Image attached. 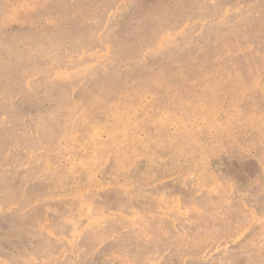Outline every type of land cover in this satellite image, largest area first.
<instances>
[{
    "label": "rangeland",
    "instance_id": "374dc122",
    "mask_svg": "<svg viewBox=\"0 0 264 264\" xmlns=\"http://www.w3.org/2000/svg\"><path fill=\"white\" fill-rule=\"evenodd\" d=\"M0 264H264V0H0Z\"/></svg>",
    "mask_w": 264,
    "mask_h": 264
},
{
    "label": "bare ground",
    "instance_id": "6f19581e",
    "mask_svg": "<svg viewBox=\"0 0 264 264\" xmlns=\"http://www.w3.org/2000/svg\"><path fill=\"white\" fill-rule=\"evenodd\" d=\"M168 81H169V80H168ZM168 81H167V82H168ZM171 81H172V80H171ZM162 82H163V81H162ZM165 83H166V82H165ZM169 83H170V82H169ZM152 84H153V83H152ZM155 84H156V83H155ZM141 87H142V86H141ZM152 87H153V86H152ZM161 90H162V89H161ZM142 98H143V97H142ZM125 101H126V100H125ZM136 101H137V100H136ZM169 105H170V104H169ZM172 109H173V108H172ZM125 110H126V109H125ZM126 118H127V117H126ZM126 118H125V119H126ZM123 119H124V117H123ZM125 119H124V120H125ZM141 119H142V118H141ZM124 125H125V124H124ZM121 128H122V127H120V129H121ZM96 129H97V128H96ZM93 130H94V129H93ZM125 130H126V129H125ZM125 130H124V131H125ZM167 134H168V133H167ZM124 135H126V134H124ZM159 136H160V135H159ZM123 137H124V136H123ZM160 137H161V136H160ZM90 138H91V137H90ZM154 139H155V138H154ZM172 139H173V138H172ZM169 142H170V141H169ZM133 143H134V142H133ZM174 143H175V142H174ZM148 145H149V144H148ZM173 146H174V144H173ZM117 147H118V146H117ZM148 149H150V147H149ZM130 151H131V150H130ZM171 152H172V151H171ZM152 155H153V154H152ZM157 155H158V154H157ZM129 157H130V156H129ZM139 157H140V156H139ZM153 157H154V156H153ZM153 157H152V158H153ZM162 157H163V156H162ZM126 158H127V157H126ZM132 158H133V157H132ZM180 158H181V157H180ZM180 158H179V159H180ZM123 159H125V158H123ZM128 160H129V159H128ZM185 160H186V159H185ZM104 161H105V160H104ZM120 163H121V162H120ZM122 163H123V162H122ZM122 163H121V164H122ZM181 164H182V163H181ZM124 165H125V164H124ZM127 165H128V164H127ZM130 166H131V165H130ZM129 168H130V167H129Z\"/></svg>",
    "mask_w": 264,
    "mask_h": 264
}]
</instances>
